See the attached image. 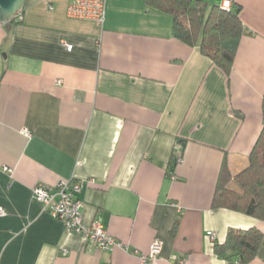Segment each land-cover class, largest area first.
Returning a JSON list of instances; mask_svg holds the SVG:
<instances>
[{
  "label": "crops",
  "instance_id": "0c3cea01",
  "mask_svg": "<svg viewBox=\"0 0 264 264\" xmlns=\"http://www.w3.org/2000/svg\"><path fill=\"white\" fill-rule=\"evenodd\" d=\"M232 1L246 33L228 76L144 0H106L101 28L69 19L68 0H26L0 24V264H140L154 241L148 264H240L213 245L253 228L248 264H264V221L212 208L224 160L245 170L263 125L264 0ZM70 181L84 223L121 248L84 246L32 199Z\"/></svg>",
  "mask_w": 264,
  "mask_h": 264
},
{
  "label": "trees",
  "instance_id": "16d2710c",
  "mask_svg": "<svg viewBox=\"0 0 264 264\" xmlns=\"http://www.w3.org/2000/svg\"><path fill=\"white\" fill-rule=\"evenodd\" d=\"M144 1L172 17L174 39L198 48L212 65L227 76L230 74L240 39L246 33L240 22L239 6L232 1L230 10L225 11L220 8L219 0ZM262 124L245 170L232 176L224 160L212 200L213 209H226L264 221V95ZM173 170L174 163H171L170 171ZM262 239L255 228L230 229L224 243L214 244L213 251L220 259L248 264L254 260Z\"/></svg>",
  "mask_w": 264,
  "mask_h": 264
},
{
  "label": "built area",
  "instance_id": "2783aa9c",
  "mask_svg": "<svg viewBox=\"0 0 264 264\" xmlns=\"http://www.w3.org/2000/svg\"><path fill=\"white\" fill-rule=\"evenodd\" d=\"M219 4L222 10L229 11L232 0H219ZM105 12L106 0H68L66 8V16L69 19L92 22L100 28L105 22ZM17 18L21 19V15L19 14ZM63 46L67 51L72 50L70 45L63 43ZM3 170L11 173L9 168H3ZM80 189L79 183L71 181L59 182L55 186L39 184L32 189V199L39 203L53 219L62 222L65 232L79 236L84 246H94L104 252L121 248L122 245L108 234L101 218L97 217L89 224L84 223L82 203L77 199ZM7 214L8 212L0 207V217H5ZM206 237L211 242L215 241L212 232H207ZM132 253L138 256L140 264L156 262L160 257L161 244L154 241L147 256H141L136 250ZM66 254L67 252H62V255Z\"/></svg>",
  "mask_w": 264,
  "mask_h": 264
},
{
  "label": "water",
  "instance_id": "95a60500",
  "mask_svg": "<svg viewBox=\"0 0 264 264\" xmlns=\"http://www.w3.org/2000/svg\"><path fill=\"white\" fill-rule=\"evenodd\" d=\"M26 0H0V24L12 22L22 11Z\"/></svg>",
  "mask_w": 264,
  "mask_h": 264
}]
</instances>
